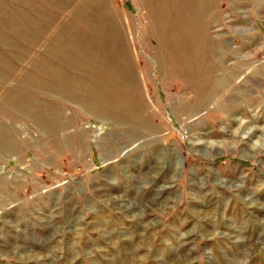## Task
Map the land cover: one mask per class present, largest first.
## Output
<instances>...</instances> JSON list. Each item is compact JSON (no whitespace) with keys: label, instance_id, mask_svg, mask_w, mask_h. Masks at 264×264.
<instances>
[{"label":"rangeland","instance_id":"374dc122","mask_svg":"<svg viewBox=\"0 0 264 264\" xmlns=\"http://www.w3.org/2000/svg\"><path fill=\"white\" fill-rule=\"evenodd\" d=\"M0 264H264V0H0Z\"/></svg>","mask_w":264,"mask_h":264}]
</instances>
